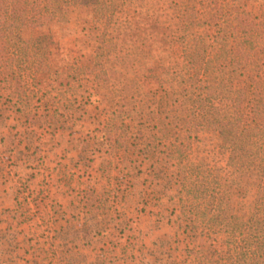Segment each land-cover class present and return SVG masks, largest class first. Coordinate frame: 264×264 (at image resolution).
<instances>
[{
    "label": "trees",
    "instance_id": "obj_1",
    "mask_svg": "<svg viewBox=\"0 0 264 264\" xmlns=\"http://www.w3.org/2000/svg\"><path fill=\"white\" fill-rule=\"evenodd\" d=\"M78 1L0 0V114L22 128L14 139L39 138L17 158L30 160L41 141L68 133L91 160L101 157L102 175L118 171L123 190L129 178L149 182L143 211L204 240L189 264H264V0L252 9L245 0H85L89 35L100 32L90 58L54 51L29 33L34 24L68 21ZM157 53H173L163 70ZM131 68L139 95L150 84L139 104L156 108L151 128L118 124L130 112L126 90L135 80L122 71ZM96 105L97 119L76 137V122ZM154 115H142L141 125ZM209 141L212 150L202 151ZM94 187L82 191V204L98 214L103 195Z\"/></svg>",
    "mask_w": 264,
    "mask_h": 264
},
{
    "label": "rangeland",
    "instance_id": "obj_2",
    "mask_svg": "<svg viewBox=\"0 0 264 264\" xmlns=\"http://www.w3.org/2000/svg\"><path fill=\"white\" fill-rule=\"evenodd\" d=\"M259 2L245 0L248 9ZM4 21L0 13V25ZM88 21L89 5L79 0L71 7L68 21L34 24L29 33L45 36L54 51L60 50L70 57L85 54L90 58L96 45L94 37L100 32L89 35ZM97 25L99 27V21ZM83 37L89 39L80 51L79 40ZM157 55L164 59L159 64L160 70L174 57L173 53L170 57ZM133 69L122 71L135 82L126 90L132 99L126 106V111L130 112L118 124L137 130L151 128L156 124L157 110L154 105L149 109L139 104L142 94L150 91V84L139 95V71L136 69L134 73ZM41 89L49 91L44 85ZM112 98L105 103L107 110L111 109ZM96 107H88L89 120L83 118L76 122V137L83 134L89 121L97 119L99 108ZM150 111L155 114L154 121L142 126L141 116ZM21 129L14 116L0 114V264H189L191 248L195 243L204 245L202 238H189L166 222L158 221L150 214L151 210L143 211L144 186L149 182L139 183V176L129 178V187L123 190L117 186L118 171L110 177L102 175L98 171L103 161L101 157L95 162L91 160L90 152L77 142H71L68 133H59L53 141L49 138L41 141V150L34 154L28 151L30 160L26 157L19 160V151L39 141V138L21 136L14 139ZM210 144L209 141L201 150H212L208 147ZM210 154L211 164L217 167L219 159L214 158L217 153ZM136 172L132 170L129 177ZM155 183L159 184L157 191L163 192L162 180ZM109 184L121 189L117 196L108 192ZM97 185L103 195V206L98 214L96 209L89 213L83 208L82 191ZM101 187L104 189L100 190ZM250 203L248 197L247 209Z\"/></svg>",
    "mask_w": 264,
    "mask_h": 264
}]
</instances>
